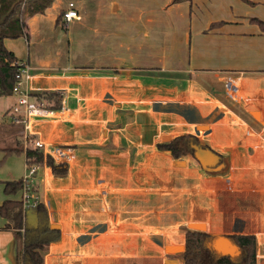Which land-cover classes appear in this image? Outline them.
<instances>
[{
	"label": "crops",
	"instance_id": "crops-1",
	"mask_svg": "<svg viewBox=\"0 0 264 264\" xmlns=\"http://www.w3.org/2000/svg\"><path fill=\"white\" fill-rule=\"evenodd\" d=\"M70 2L80 17L65 34L57 20ZM184 2L54 0L28 18L29 40L5 39L30 67L34 92L62 99L32 120L45 156L68 167L59 176L43 162L32 180L59 231L44 264H185L192 223L234 245L231 237L254 235L264 264V33L235 29L236 17L187 38L160 32L184 16ZM16 102L0 97V133L26 159ZM185 135L195 137L187 154L165 148ZM4 225L0 261L17 264L21 243Z\"/></svg>",
	"mask_w": 264,
	"mask_h": 264
},
{
	"label": "trees",
	"instance_id": "trees-1",
	"mask_svg": "<svg viewBox=\"0 0 264 264\" xmlns=\"http://www.w3.org/2000/svg\"><path fill=\"white\" fill-rule=\"evenodd\" d=\"M192 0H174L183 2ZM54 0H0V97L12 95L15 84L21 78L22 60L5 45L6 38L24 36L30 39L27 20L29 17L43 13L53 4ZM264 33V20L254 18ZM57 23L63 25V13ZM38 101L50 102L54 109L60 108L61 96L52 90L33 92ZM195 142L193 135L176 138L164 144L176 157L187 154ZM6 155L23 152L19 142L15 147L4 148ZM28 163L46 164L53 174L63 176L67 173L66 164H57L52 157L45 156L41 149L26 151ZM3 193L7 196L0 204V216L5 219L4 229L12 230L16 240L21 243L17 264H44V253L49 244L59 238V231L53 229L49 222L48 212L43 203H38L30 211L25 209L21 198H14L21 193L23 177L17 180L2 181ZM239 247L240 255L232 257L220 254L214 247L216 236L205 231L187 230L186 250L183 253L185 264H256L257 250L254 235H235L231 237Z\"/></svg>",
	"mask_w": 264,
	"mask_h": 264
},
{
	"label": "rangeland",
	"instance_id": "rangeland-1",
	"mask_svg": "<svg viewBox=\"0 0 264 264\" xmlns=\"http://www.w3.org/2000/svg\"><path fill=\"white\" fill-rule=\"evenodd\" d=\"M182 4L183 5L178 9L182 8L179 12L184 13V16L182 18L181 16L176 18L174 27L166 22L164 28L160 25V32H162V30H175L178 35L185 31V37L187 38L190 33L208 29L207 27H218V25H215L216 22L234 17H236L238 21H241V23L233 24L236 27L235 29L245 27L244 30H248V25H251L250 27L255 26V29L260 31L259 26L252 20L254 18L264 20V0H192V4L189 2H184ZM221 24L222 23H220V25ZM66 30L67 29L61 25L60 31L65 33ZM190 30L192 32H190ZM16 128L18 130V127ZM16 138H18V135H16L15 139ZM9 141L10 142H8L6 135L0 133V147H12L16 145V142L11 143L12 140ZM26 173L27 163L24 152L6 155L3 148L0 149V203L4 199L1 181L19 179L20 177H24ZM0 221H2L1 216ZM5 260H7V258ZM0 264H2L1 261Z\"/></svg>",
	"mask_w": 264,
	"mask_h": 264
},
{
	"label": "built area",
	"instance_id": "built-area-1",
	"mask_svg": "<svg viewBox=\"0 0 264 264\" xmlns=\"http://www.w3.org/2000/svg\"><path fill=\"white\" fill-rule=\"evenodd\" d=\"M79 17V11L75 3L70 2L67 9L63 11V25L66 27L69 22ZM21 63L23 64L21 78L12 90V95L17 97V102L11 110V119L13 122L23 125L22 140L26 151L31 148L45 150L44 142L36 138L37 132H35L32 125L33 116L37 112L44 111L45 102L38 101L33 96L35 88L32 85V80L34 77L30 72V67L25 62ZM40 167L41 164L39 163L27 162V173L23 177V188L21 191V200L25 209L38 204L36 196L32 194V180Z\"/></svg>",
	"mask_w": 264,
	"mask_h": 264
},
{
	"label": "water",
	"instance_id": "water-1",
	"mask_svg": "<svg viewBox=\"0 0 264 264\" xmlns=\"http://www.w3.org/2000/svg\"><path fill=\"white\" fill-rule=\"evenodd\" d=\"M204 153V152H202ZM208 153H211L214 157H217V155H215L214 152L210 151ZM199 156V155H198ZM203 157V156H202ZM201 156L198 157L199 160L201 161L202 164L210 166L213 165L214 163L212 162V158H202ZM35 206H30L27 208L28 211H30L32 208H34ZM192 229L195 230H199V231H204L205 230V224L203 223H192L189 225ZM214 247L217 251L223 253V254H227V255H231L234 256L236 254H238V248L236 245H234L230 239L226 238V237H220L218 238L215 243H214ZM17 260V258H16Z\"/></svg>",
	"mask_w": 264,
	"mask_h": 264
}]
</instances>
